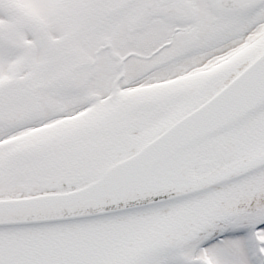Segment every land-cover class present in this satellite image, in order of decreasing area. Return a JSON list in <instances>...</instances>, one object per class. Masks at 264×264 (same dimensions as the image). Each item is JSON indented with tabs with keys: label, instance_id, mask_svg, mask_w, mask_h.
<instances>
[{
	"label": "snow or ice",
	"instance_id": "6c2138e0",
	"mask_svg": "<svg viewBox=\"0 0 264 264\" xmlns=\"http://www.w3.org/2000/svg\"><path fill=\"white\" fill-rule=\"evenodd\" d=\"M0 264H264V0H0Z\"/></svg>",
	"mask_w": 264,
	"mask_h": 264
}]
</instances>
